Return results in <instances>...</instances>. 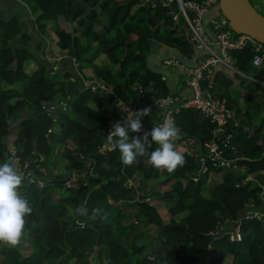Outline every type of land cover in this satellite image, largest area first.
Segmentation results:
<instances>
[{"label":"trees","instance_id":"16d2710c","mask_svg":"<svg viewBox=\"0 0 264 264\" xmlns=\"http://www.w3.org/2000/svg\"><path fill=\"white\" fill-rule=\"evenodd\" d=\"M155 1V8L149 9L137 0H18L38 13L31 33L41 38L52 27L56 46L65 55L57 70L33 54L39 39L35 43L20 16L0 13V163L34 155L45 170L38 176L48 181L42 189L25 184L21 189L33 208L25 226L33 252L25 256L18 247L0 245V264H224L227 257L230 264H264V120L251 134L245 130L254 115L245 108L247 120L241 121L243 113L228 93L238 79L218 70L213 77L218 94L238 120L226 127L231 139L224 149L234 170L214 168L207 159L206 173L193 179L199 164L186 154L182 142L193 140L206 152L204 144L215 125L200 111L187 108L174 116L180 132L175 147L185 164L172 173L151 167L146 157L124 166L118 149L99 151L108 143L112 125L122 121L116 99L145 107L171 92L161 72L149 64L158 46L177 53L184 63L196 59L186 25L176 23V1ZM60 19L71 27H60ZM101 56L109 63L95 64ZM230 56L241 72L250 70V47ZM29 61L34 67L27 72ZM78 69H90L93 77L85 79ZM254 75L264 81V65ZM80 78L98 89L85 87ZM102 84L109 93L99 88ZM15 123L12 153L7 139ZM136 136L143 137L129 131L130 140ZM55 145L62 147L65 169L52 176L47 165ZM88 165L93 171L86 185L66 189L65 173L87 172ZM214 173L223 179L204 197ZM136 175L139 184L129 187ZM160 178L163 186L170 183L169 190L148 186ZM58 188L63 190L54 200L52 192ZM152 202L165 210L167 222ZM77 208L86 214L78 215ZM129 208L136 212L132 215ZM256 211L262 214L260 220L246 216ZM139 226H154L156 233L149 235ZM237 226L241 239L231 241Z\"/></svg>","mask_w":264,"mask_h":264},{"label":"built area","instance_id":"2783aa9c","mask_svg":"<svg viewBox=\"0 0 264 264\" xmlns=\"http://www.w3.org/2000/svg\"><path fill=\"white\" fill-rule=\"evenodd\" d=\"M141 7L154 9L157 5L155 0H137ZM169 2L173 0H168ZM176 1L182 16L185 19V25L189 34V41L192 43L197 56L192 63H184L177 53H172L169 57L162 60L164 68H174L176 84L171 88V92L160 97L151 103L159 110V116L156 122L149 123L142 117L143 128L141 132L135 133L143 136L145 132H150L154 124H160L165 118L174 120L175 114L180 109H194L200 111L215 129L211 133V138L204 144L205 151L195 152L191 150L185 140L182 146L187 149V155L197 159L198 170L192 175L195 180L198 175L207 171V159H211L213 167L217 169H229L232 167L231 160L225 158L224 149L229 145L231 135L226 130L229 123L237 125L238 120L235 117V111L228 108L227 99L218 94L217 87L213 83L215 71H220L225 77L244 79L250 84L264 87V81L255 77L264 65V45L253 38L243 34H235L229 26L227 19L219 13L218 0H174ZM163 6L165 1L161 2ZM177 16V15H176ZM191 16V17H190ZM176 19V18H175ZM250 47L253 57L250 62V70L241 72L235 65L230 56L232 51H240ZM179 72L183 79L179 81ZM165 81V78H161ZM91 90H97L98 86L90 84ZM99 88L109 93L108 89L102 84ZM116 108L122 116L124 123L129 119L132 113L143 106L138 102L123 103L120 100L115 101ZM151 138L149 137V140ZM112 148L108 143H104L100 148V153L110 151ZM41 160L36 159L34 155L27 160L20 161V171L25 174V185H32L42 189L47 180H43L38 173H44L45 170L39 166ZM93 166L88 165V171L79 173L76 170H70L65 173L64 182L66 189H76L85 186L84 181L89 175L92 177ZM28 173L31 177H28ZM64 174V173H63ZM215 174V173H214ZM133 186L129 182V187ZM65 189V190H66ZM247 217L261 219L262 214L258 211L246 214ZM231 241H240L239 227H235L234 232L229 238Z\"/></svg>","mask_w":264,"mask_h":264},{"label":"clouds","instance_id":"9594fccd","mask_svg":"<svg viewBox=\"0 0 264 264\" xmlns=\"http://www.w3.org/2000/svg\"><path fill=\"white\" fill-rule=\"evenodd\" d=\"M151 112L150 107H144L132 113L126 122L114 123L106 138L108 145L114 150L118 149L124 166L132 165L139 157H146L151 167L172 173L185 164L184 156L175 147V142L180 139V132L174 120L165 118L162 123L154 124L151 131L145 132L143 137L129 139V131L141 132L142 117L150 116ZM153 144L157 147L149 151ZM28 177H31L30 173ZM25 178V174L20 171L19 158L13 156L0 163V245L8 248H17L22 244L25 239L26 217L33 212L29 200L21 191ZM95 211L93 209V218ZM76 213L85 215L86 210L77 208Z\"/></svg>","mask_w":264,"mask_h":264},{"label":"rangeland","instance_id":"374dc122","mask_svg":"<svg viewBox=\"0 0 264 264\" xmlns=\"http://www.w3.org/2000/svg\"><path fill=\"white\" fill-rule=\"evenodd\" d=\"M250 2L255 7V9L264 17V0H250ZM24 6H26V5H24ZM26 7H28V6H26ZM175 14L177 15V16L175 15L176 23L181 24L183 27L185 25V19L181 14L178 5H177V10L175 11ZM27 19H30L28 14H27ZM52 23H53V21H49L47 23L48 27H50V25ZM59 24L65 30L69 29L71 27V24H68V23L66 24L65 22H62V21H60ZM23 28L26 31L28 30L30 32L29 25L28 26L23 25ZM31 34L33 36L35 43L39 39L38 44H37V49L35 48V50H34V47H32V51H34V55L37 58H39L40 60L47 62L48 65H52V67L55 68L56 70L58 68H60L61 67L60 61H61L62 57L60 55H58V53H57L56 45L54 44L57 38L54 36L52 27H51V29L49 28V30L46 31V34L44 36H41V38H39V35L36 32H33ZM158 55L167 56L168 53L166 51L154 53L149 58V64L155 72H161L162 77L165 78L164 82H166L167 87L171 89L176 84V79H175L176 71L174 68H171V67L164 68L161 61H159V59L157 57ZM152 57L154 58V60H152ZM102 60H105L107 64L109 63L107 61V59L103 56H101L99 58V60L95 61L94 63L97 64L98 66H101L100 62ZM32 67H34V63L32 61H29L28 63H26V71L27 72H30L32 70ZM78 72L85 79H87V76H93L91 70H89V69H82V70L78 69ZM182 79H183V75L179 72V81L181 82ZM79 82H82L85 87L91 89L90 84L86 80L83 81V79L80 78ZM239 82H240L239 88H238L239 92L230 91V93L236 99V101L243 107L242 109H245V108L249 109V111L254 115L253 116V126H258L264 120V94L260 91V89H262V88L259 86L256 87V85L250 84L244 79H240ZM247 96L250 97L249 104L246 103L244 100ZM253 96L255 97L254 99H252ZM15 131H16V123L12 125L11 135L7 139V148L12 153H14V148L12 146V142L15 139V137H14ZM262 134H264V127L262 129ZM61 152H62V147L55 145L51 160H50L49 164L47 165V169H49V170L51 169L52 176H54V175L57 176L59 173H61V174L64 173L63 170L65 169V161L61 157ZM238 171H239V169L237 170V172ZM210 176H211L210 178L212 181V182H209L210 184L211 183L213 184V181H217V183H220L221 182L220 180L223 179L222 174H214V175L212 174ZM161 181H162V178H160L159 180L149 181L148 186L152 187V189H157L160 192L169 190L170 189V183L167 186H163V183ZM132 183L135 186L139 184L138 175H136L135 182L132 181ZM59 188L56 189V192H54V191L52 192L54 200L58 199V197H59L58 193L61 190H63V188H61V189H59ZM139 195H141V194H139ZM152 203L155 207L158 208L159 213H160L163 221L167 222L168 216L165 213V210L161 209L160 204L158 202H152ZM129 209H130L132 215L136 212V208H129ZM182 216H183V214L178 215L175 218V220L179 221V218H181ZM130 222H133V220ZM139 229L141 231L149 234V235H152V236L156 233V229L154 226H139ZM144 241L145 240H143V242ZM151 246L152 245H150V247ZM18 248L22 251V253L25 256H27L33 252L34 248L30 244V241L28 240L26 234H25V239L23 240L22 244ZM230 263H231V257H227L224 264H230Z\"/></svg>","mask_w":264,"mask_h":264},{"label":"crops","instance_id":"0c3cea01","mask_svg":"<svg viewBox=\"0 0 264 264\" xmlns=\"http://www.w3.org/2000/svg\"><path fill=\"white\" fill-rule=\"evenodd\" d=\"M23 4L22 3H20V2H18V0H0V13H5V14H7V15H13V14H15V15H19L20 16V18H21V21H22V24L24 25V26H28L29 25V30H30V32H29V35L31 34V30L32 29H34V26H33V20L36 18V16H37V14L38 13H36V14H33L32 12H30V10H29V8L28 7H26V6H22ZM27 12V13H26ZM27 14H28V16H29V18L30 19H27ZM28 21H27V20ZM60 21H62V19H60L59 20V22ZM58 22V23H59ZM62 22H64V21H62ZM52 25V24H51ZM59 26H60V24H59ZM61 27V26H60ZM27 28V27H26ZM33 33V32H32ZM55 36V35H54ZM31 37H33L32 36V34H31ZM56 42V41H55ZM55 45H56V43H54ZM36 49H37V46H36ZM56 49H57V53H58V55H60L61 57H62V59H64L65 58V55H64V53H62L59 49H58V47L56 46ZM157 52H161V51H166L167 53H168V55L170 56L171 54H172V51H169L168 49H166L165 47H162V46H158L157 47ZM34 54V53H33ZM167 55V56H168ZM167 56H162V55H158L157 57H158V59H162V58H165V57H167ZM60 57V58H61ZM156 57V56H155ZM61 59V60H62ZM152 60H154V58L152 57ZM33 68V67H32ZM90 70V69H89ZM88 78H92L93 76H87ZM239 84H240V82L237 80V81H235V84H234V87H233V90L232 91H235V92H239L238 91V88H239ZM231 91V90H230ZM230 91L228 92V93H230ZM243 93V92H242ZM230 96H231V98H233V99H235L231 94H230ZM255 97L253 96L252 97V99H254ZM236 100V99H235ZM245 102L246 103H249V101H250V97H246L245 99ZM145 107H150L151 109H152V112H151V115L150 116H145V118H146V120L149 122V123H154V122H156L157 121V119H158V116H159V110L156 108V107H154V106H152V105H147V106H145ZM237 107H239V109H241V111H242V115L243 116H241V121H243V120H247V117L246 116H244V112H245V109H242L243 107L237 102ZM143 108H144V106H143ZM252 124V125H251ZM258 126H260V125H258ZM255 128V126H253V119H251V123L249 124V126H247L246 128H245V130L249 133V134H251L252 133V131H253V129ZM262 129H263V127H262ZM262 135H264V134H262ZM185 141V140H184ZM186 142V141H185ZM186 145L191 149V150H194L195 152H200V151H202V149L198 146V145H196V143L193 141V140H189V141H187L186 142ZM196 159V158H195ZM233 170L235 169V167H231ZM230 168V169H231ZM215 174H221V173H215ZM214 175V174H213ZM211 177V176H210ZM250 179V178H249ZM221 181V180H220ZM209 182H212L211 181V178H209V180H208V182H207V184H206V186H205V189H204V191H203V196L204 197H209V194L207 193L208 192V188H210L212 185H214V184H216L217 183V181H213V184L211 183H209ZM207 191V192H206Z\"/></svg>","mask_w":264,"mask_h":264},{"label":"water","instance_id":"95a60500","mask_svg":"<svg viewBox=\"0 0 264 264\" xmlns=\"http://www.w3.org/2000/svg\"><path fill=\"white\" fill-rule=\"evenodd\" d=\"M218 9L234 33L250 36L264 45V17L250 0H218Z\"/></svg>","mask_w":264,"mask_h":264}]
</instances>
